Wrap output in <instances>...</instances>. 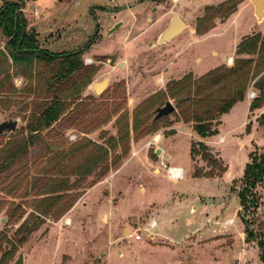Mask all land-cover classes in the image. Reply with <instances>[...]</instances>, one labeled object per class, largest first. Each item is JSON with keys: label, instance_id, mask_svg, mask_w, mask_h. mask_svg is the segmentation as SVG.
Here are the masks:
<instances>
[{"label": "rangeland", "instance_id": "obj_1", "mask_svg": "<svg viewBox=\"0 0 264 264\" xmlns=\"http://www.w3.org/2000/svg\"><path fill=\"white\" fill-rule=\"evenodd\" d=\"M137 1L25 2L22 14L28 28L33 27L38 33L40 49L52 54L79 53L83 65L94 68L81 94L80 104L85 106L79 110L95 108V111L89 113L77 129L67 128L65 123L53 125L52 131L42 134L41 143L31 148L28 158L17 166L26 164L27 171L11 185L13 176L0 184V232L5 231L12 237L30 214L37 216L32 202L37 201L38 196H33L29 185L39 178L59 177L60 170L68 172L75 166L78 161L70 159L69 148L85 140L103 145L104 139L117 138L118 128L128 139L129 148L119 163L94 186L90 187V183L95 177L86 178L76 191L81 196L57 221L51 216L42 217L41 226L18 247L9 264L18 253H23L24 264H262L257 243L264 237L257 226L264 222V182L252 190L254 206L246 203L245 210L238 198L244 188L239 177L250 155L264 157V129L257 125L263 109L248 111L247 102L252 101L247 98L248 92L258 94L253 88L254 81L248 83L244 100L237 102L222 120L220 136L224 137V142H217L219 136L209 140V144L220 149L221 159L228 165L222 179L192 177L189 146L191 141H199V137L190 130V124L174 125L185 130L169 137V131L162 128L165 120L157 131L143 136L138 132L133 134L131 126L134 117L138 124L152 123L154 110L166 101L175 106L167 96L169 82L188 74L198 78L220 66L231 67L236 58V46L242 39L260 34L264 40V20L259 24L255 21L252 0H230L237 3V11L225 21L216 19L212 30L197 35L196 21L202 17L204 8L228 0H166L155 4L161 6V10L171 11L186 24L172 43L150 45L164 28L165 19L150 28L143 23L142 37L130 43L121 30L105 38L104 33L114 22L126 16L133 22L140 14L147 3ZM5 2L17 0H0V7ZM116 2L134 7L112 15L107 10ZM97 24L98 35L93 47L83 51ZM4 43L0 34V51ZM226 59L230 66L222 64ZM104 79L109 80L108 85L97 96L92 84ZM13 83L18 93L11 97L10 105L0 106V123L17 121V127L14 132L0 136V150L15 139L27 137L23 130L26 115L20 109L23 105L29 106L32 96L26 98L22 94L23 78L17 76ZM120 114L125 117L115 125ZM103 132L106 134H101ZM158 135L167 137L161 145L170 155L168 162L160 143L154 141ZM115 150L121 153L119 145ZM198 164L202 165L196 161ZM169 165L183 170L180 181L168 180L164 166ZM74 179L75 176L69 177L70 182ZM13 207L20 211L9 217L7 211ZM242 217L255 236L249 242L245 241ZM231 220L233 222L227 224ZM136 236L140 239L135 240Z\"/></svg>", "mask_w": 264, "mask_h": 264}, {"label": "trees", "instance_id": "obj_2", "mask_svg": "<svg viewBox=\"0 0 264 264\" xmlns=\"http://www.w3.org/2000/svg\"><path fill=\"white\" fill-rule=\"evenodd\" d=\"M25 2L26 0L5 2L0 7V34L5 39L0 51V106L10 105L12 98L18 93L13 83L17 76L25 80L22 94L26 98L32 96L29 106L23 105L20 109L26 115V126L23 130L27 132V137L15 139L0 150V184L13 176L11 185L27 171L26 164L18 168L17 166L28 158L31 148L41 143L42 134L47 135L52 131L53 125L65 123L67 128L77 129L84 123L86 116L95 111V108L92 111L79 110L85 106L80 104L81 94L89 83L94 68L84 66L79 53L52 54L40 49L38 33L33 27L28 28L22 14ZM237 6L236 2L228 0L216 6L205 7L202 17L196 21V34L203 35L212 30L216 19L227 20L237 11ZM235 55L231 67L220 66L198 78L188 74L178 81L169 82L167 96L175 104L174 111L169 115L171 120L166 116L154 123L146 124L142 121L138 124V119L134 117L131 126L133 134L138 132L139 136H143L155 132L165 120L162 128H169L175 122H181L190 124L191 130L199 139L216 136L223 116L228 114L237 102L244 100L250 81H254L253 88L258 94L250 102L249 112L263 109L264 40L260 34L242 39L236 46ZM123 117L125 115L120 114L114 124L118 125ZM91 124L92 122L89 123ZM257 125L264 129V113L257 118ZM248 131L249 126L246 127V132ZM167 134L172 135L173 131ZM125 138L118 128L117 138L108 137L104 139L103 145L85 140L69 148L70 159L72 157V160L78 163L69 168L68 172L62 173L60 170L59 177L39 178L31 182L30 192L34 193L33 196H38L37 201L32 202V210L37 216L30 214L16 228L12 237L5 231L0 232V264L11 262L18 247L41 226L42 217L51 216L57 221L70 210L81 196L76 191L81 188L87 177H95L90 183L92 187L119 163L129 148V141ZM117 145L121 151L119 154L115 150ZM189 156L194 178L220 179L227 172L228 166L219 153L201 141H191ZM196 161L202 165L199 167ZM70 176H75L72 182L69 181ZM242 181L244 188L238 193V198L246 210V203L249 206L255 205L252 190L264 182V157L250 155L249 163L243 170ZM19 211L17 207H13L7 214L11 217ZM241 221L244 224L245 241L249 242L255 236H252L243 217ZM257 229L264 237V222L260 223ZM257 247L260 250L259 260L264 264V239L258 241Z\"/></svg>", "mask_w": 264, "mask_h": 264}, {"label": "flooded vegetation", "instance_id": "obj_3", "mask_svg": "<svg viewBox=\"0 0 264 264\" xmlns=\"http://www.w3.org/2000/svg\"><path fill=\"white\" fill-rule=\"evenodd\" d=\"M115 1V0H114ZM166 0H138V3H147L143 8L142 11L140 12V14H138L135 19L133 20V22H131L129 20V17H124L123 20H120L118 22H114L107 30H106V34L104 33V37L108 38L110 36H115L117 33H119V30L124 31L125 34H127L126 36V40H128L127 42L130 43L132 41L138 40L139 38L142 37L144 30L141 29V26L144 24H148V28H150L152 25H154L158 20L160 19H165L166 23L164 28L158 32L155 37H153V41L150 44L151 46L156 43L157 38L159 37V35L168 27V25L170 24L171 20L173 19V17H178L177 15H173L171 11H164L161 10V6L156 5L155 3H162L165 2ZM174 2L177 0H173ZM148 4H150L149 6H147ZM134 6H129V5H120L116 2V5L113 6V8L108 9V13H111L112 15H119L121 13H125L126 11H130ZM101 10H105L102 9ZM130 13V12H128ZM179 18V17H178ZM180 19V18H179ZM182 21V20H181ZM98 26L99 24H97V28L94 32V34L92 35L91 39L88 41L87 44H85L83 51H89L91 47H93L94 45V38L98 35ZM178 37V36H177ZM173 38L172 40H170L167 43H164L162 45H167L172 43L173 41L176 40V38ZM149 45V46H150ZM160 45V46H162Z\"/></svg>", "mask_w": 264, "mask_h": 264}, {"label": "water", "instance_id": "obj_4", "mask_svg": "<svg viewBox=\"0 0 264 264\" xmlns=\"http://www.w3.org/2000/svg\"><path fill=\"white\" fill-rule=\"evenodd\" d=\"M62 1V0H58ZM253 7V16L257 24L261 23L264 20V0H252ZM185 29V24L178 17H173L168 27L159 35L154 46H160L164 43L169 42L173 38L181 34ZM172 78H170L171 80ZM108 79H104L101 82H94L92 84V90L95 95L99 96L103 93L108 85ZM174 111V107L169 101H166L162 107H158L154 110V117L152 123L160 120L163 117L169 116ZM17 127V121H5L0 123V136L5 132H14ZM157 154H160V151H157ZM2 224L5 223V220L2 219ZM12 264H24V255L23 253H18L16 259Z\"/></svg>", "mask_w": 264, "mask_h": 264}, {"label": "crops", "instance_id": "obj_5", "mask_svg": "<svg viewBox=\"0 0 264 264\" xmlns=\"http://www.w3.org/2000/svg\"><path fill=\"white\" fill-rule=\"evenodd\" d=\"M252 10H253V7H252ZM254 19H255V17H254ZM256 21V20H255ZM185 24V23H184ZM185 28H186V24H185ZM228 59H226V62L225 63H222V64H225V65H228V66H230L229 65V62L227 61ZM219 66V65H218ZM212 70V69H211ZM169 78H172V77H169ZM248 103V111H249V104H250V102L248 101L247 102ZM262 113H264V108H263V110H262ZM261 113V114H262ZM223 118H224V116H223ZM223 118L221 119V123H222V120H223ZM245 123V122H244ZM177 124H183V123H181V122H175L171 127H169V128H165V129H167V131H173V134L172 135H169V136H173V135H175V132L177 131V132H184L183 130H185V129H183L182 127H173L174 125H177ZM221 125V124H220ZM190 130H191V127H190ZM192 131V130H191ZM193 132V131H192ZM168 136V137H169ZM219 136V137H218ZM215 137H218L217 138V142H219V143H223L224 142V137L223 136H220V126L218 127V134L216 135V136H213V137H210V138H206V139H199V141H201V142H203V143H205L207 146H209L210 148H212V149H214L216 152H218V153H220L219 155H220V157L222 158V156H221V152H220V149L219 148H217V147H215V146H213V145H211V144H209V140L210 139H212V138H215ZM167 137H165V136H160V135H158L157 137H155V139H154V141L155 142H157V143H160V146H161V151L163 152V154L165 155L164 156V158L166 159V161L168 162V160L170 159V155L166 152V148L164 147V146H162L161 144H162V141L164 140V139H166ZM220 139H222V141H219ZM223 159V158H222ZM224 161V160H223ZM191 162V161H190ZM225 162V161H224ZM226 163V162H225ZM227 164V163H226ZM170 166V165H169ZM228 166V165H227ZM172 167H174V166H172ZM227 171H228V169H227ZM227 173V172H226ZM225 173V174H226ZM225 174L223 175V176H225ZM242 175H243V172H242ZM242 175L239 177V178H241L242 177ZM222 176V177H223ZM222 177L220 178V179H222ZM213 180V179H212ZM214 180H218V179H214Z\"/></svg>", "mask_w": 264, "mask_h": 264}, {"label": "built area", "instance_id": "obj_6", "mask_svg": "<svg viewBox=\"0 0 264 264\" xmlns=\"http://www.w3.org/2000/svg\"><path fill=\"white\" fill-rule=\"evenodd\" d=\"M255 93L252 92V91H249L248 94H247V98L249 100H253L255 98ZM219 141H222V139H220ZM165 168V171H166V175H167V178L169 181L171 182H178L182 179L183 177V170L181 168H178V167H172V166H164ZM233 221H229L227 224H230L232 223ZM140 239V236H136L135 237V240H139Z\"/></svg>", "mask_w": 264, "mask_h": 264}]
</instances>
